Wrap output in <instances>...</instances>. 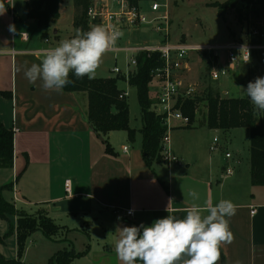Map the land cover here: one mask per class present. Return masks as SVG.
Here are the masks:
<instances>
[{"label":"crops","instance_id":"0c3cea01","mask_svg":"<svg viewBox=\"0 0 264 264\" xmlns=\"http://www.w3.org/2000/svg\"><path fill=\"white\" fill-rule=\"evenodd\" d=\"M0 3L6 8L0 15V47L14 49L7 55L0 54V119L14 134L13 166L0 168V186H11L3 191L7 202L28 214L44 212L60 230L68 231L75 251L83 252L89 246L72 264H121L114 251L118 225L151 226L154 220L169 214L182 219L194 204L207 214L209 202L215 205L226 199L236 207L230 218L235 239L230 245H221L217 264H264V186L251 182L249 130L243 131L248 139L243 158L228 147L234 131L245 128L226 131V142L219 138L221 149L212 153V141L205 138V129L176 124L169 132V147L177 162L146 163L141 128H134L133 140L127 131L100 134L88 121L86 93L64 89L46 92L40 81L29 83L23 71L15 70L39 63L46 49L71 38L61 33L63 0L60 18L53 25L58 38L43 36L37 23L27 18L26 6L20 17L15 0L14 9L4 0ZM72 18L74 28V2ZM10 24L15 25L14 33L9 32ZM24 33L28 40L22 37ZM247 70L240 69L232 77ZM108 144L112 151L107 149ZM226 151L234 155L233 160L225 157ZM228 166L234 168L231 175L224 171ZM193 191L198 199L190 195ZM128 209L135 211L133 217H125ZM17 220L14 214L0 216V254L5 260L19 259ZM34 237L21 258L25 263L49 264L66 248V242L54 237L43 235L40 242Z\"/></svg>","mask_w":264,"mask_h":264},{"label":"trees","instance_id":"16d2710c","mask_svg":"<svg viewBox=\"0 0 264 264\" xmlns=\"http://www.w3.org/2000/svg\"><path fill=\"white\" fill-rule=\"evenodd\" d=\"M74 1V25L83 31L90 30L86 19L88 0ZM62 0H26L27 18L37 23L43 36H50L53 25L60 18V5ZM223 10L231 9L239 23H247L249 34L246 41L260 43L264 25V0H226L221 4ZM77 12V15H76ZM256 32V34H254ZM58 38V34L52 35ZM158 54L149 56L141 53L137 59V69L129 77V84L137 89L138 102L141 108L142 127V155L146 163L164 162L162 156V139L166 133L162 117L152 111L153 99L150 95L152 70L158 66ZM69 79L73 83L63 88L65 91L86 93L88 100L87 118L95 131L106 135L111 131H127L131 140L134 139L136 129L130 126V107L127 96L120 98L122 90L119 88L117 77L87 76L77 79L70 73ZM1 94V93H0ZM205 112L200 119L197 118L199 106L202 101L194 94L184 95L179 99L177 107L184 115L190 118L187 128H193L201 123L214 130L229 131L234 128H247L250 142V167L251 182L255 186H264V112L253 110V105L248 97H226L210 91L205 98ZM107 149L112 151L109 144ZM14 161V134L7 129L0 119V168H10ZM9 185L0 186V216L18 215V260H5L0 254V264H28L21 260L27 246V240L38 230L49 239L54 237L60 229L52 221H45L28 216L23 211L17 210L14 205L6 201L3 196ZM44 215V212H38ZM40 221V222H39ZM40 223V224H39ZM74 249L59 251L49 264H72V262L85 254ZM137 264L141 262L137 261Z\"/></svg>","mask_w":264,"mask_h":264},{"label":"clouds","instance_id":"9594fccd","mask_svg":"<svg viewBox=\"0 0 264 264\" xmlns=\"http://www.w3.org/2000/svg\"><path fill=\"white\" fill-rule=\"evenodd\" d=\"M5 12L6 8L0 3V15ZM15 31V25L10 24L9 32ZM123 36V31L114 25L110 29L101 24L91 26L88 31L77 29L73 38L63 39L58 46L46 49L39 63L17 66L15 70L23 71L29 83L40 81L46 92L62 91L73 83L69 79L70 73L77 79L93 78L105 53ZM13 50L0 47V54L7 55ZM247 53L246 62L250 60L248 50ZM243 90L254 106V112H264V77H256ZM190 195L198 199L195 191ZM133 211L129 210V214ZM204 213L205 210L194 204L182 219L169 214L154 220L151 226L118 225L115 232L119 235L114 248L118 260L121 264H137V261L141 264H217L221 258V245L234 242L230 218L235 215L236 207L232 201L221 199L215 205L209 202L207 214Z\"/></svg>","mask_w":264,"mask_h":264},{"label":"rangeland","instance_id":"374dc122","mask_svg":"<svg viewBox=\"0 0 264 264\" xmlns=\"http://www.w3.org/2000/svg\"><path fill=\"white\" fill-rule=\"evenodd\" d=\"M225 1L226 0H160V2L168 3L169 5L171 42L177 43L178 41H181L188 44L220 45L231 42L232 40L245 41L251 29H248L247 23L241 24L238 22L233 10L228 9L225 11L222 9L221 4ZM73 2V0H63L61 12L62 17L60 20L63 37L72 38L71 33L76 28H73L72 24ZM10 6V8L13 7L14 9L13 5ZM25 6L26 3L24 0H15V9L18 16L23 17ZM147 6L146 3L145 7ZM221 11H223V13H221ZM148 14L152 16L150 11H148ZM262 29L264 31V25L262 26ZM146 31L147 29L144 27L139 32L124 34L119 45L123 46L128 44V42L137 43L157 38L152 32L147 33ZM52 35L53 31L50 36ZM221 55L220 63L216 65L217 68L225 67L227 64L226 55L224 53H221ZM129 58L130 55L124 52H119L116 54V57L113 52L105 53L102 58V63L96 70L94 77H117L118 85L125 89L123 91L127 92V100L130 107V125L133 126V128L139 129L142 127V121L137 89L129 84V77L125 75L115 76L112 72V69L115 66L125 69L129 62ZM188 60L189 68L181 72L182 86L193 89L191 93L202 99L197 115L198 119H200L202 113L205 112V98L210 91L219 93L222 96L247 97L243 89L247 88L248 83L254 81L256 77H264V50H254L252 52L250 63L240 68L243 69L247 67V71L241 73L235 78L232 77L233 72L229 76L222 77L217 81L212 80L209 76L211 59L206 53H191ZM153 94L154 92H152V94L150 93L152 99L154 97ZM193 128L205 129V131H207L205 137L207 140L212 141L214 137L220 138L221 142H226L227 140L228 134L226 135L225 131L210 129L205 124L201 123L200 120ZM243 131L248 132V129H237L234 131L233 143L228 148H230L235 155L238 154L245 158L244 154H246L245 152L247 151L248 139ZM216 152L217 151H215V153ZM23 212L28 216L34 217L38 220L40 219V221H51L45 214H28L25 211ZM33 235H35L34 238L38 242H40V237H43L41 230L35 231L30 238ZM29 239L27 240V243ZM55 239L56 241L62 240L63 242H66V248L64 250L70 251L73 249L72 243L70 242L71 240L68 236V231L59 229L54 235L53 240ZM7 244L10 245V241H8ZM7 248L9 252L12 251V247ZM77 249L79 250V247H77Z\"/></svg>","mask_w":264,"mask_h":264},{"label":"built area","instance_id":"2783aa9c","mask_svg":"<svg viewBox=\"0 0 264 264\" xmlns=\"http://www.w3.org/2000/svg\"><path fill=\"white\" fill-rule=\"evenodd\" d=\"M8 5H13L14 0H4ZM86 9V19L89 27L97 24L104 25L106 28L116 26L123 31L124 34H132L139 32L146 27L147 33L152 32L157 38L144 42L119 45L122 41L120 38L114 48L108 52L118 54L124 52L130 55L129 62L125 69L115 66L112 72L117 75H125L130 77L137 69V59L141 53L149 56L158 54L160 63L152 70V81L150 86L153 87V104L152 111L160 115L166 128V133L162 139V156L164 161L168 163H176L177 158L172 154L169 147V132L174 125L188 126L190 118L183 114L177 107L179 99L184 95H190L193 89L182 86L181 72L189 68V58L191 53H206L211 59L209 76L212 80L217 81L222 77L229 76L236 72L242 66L250 63L252 52L254 50H264V31L260 34L261 42L252 43L249 41L232 40L220 45H200L188 44L181 41L177 43L171 42L170 30L171 20L169 14L168 3H162L160 0H88ZM147 3V7L145 4ZM151 12L152 16L148 14ZM256 34V32H254ZM22 37L28 40L29 36L24 33ZM48 42L49 39H46ZM250 52V60L246 62ZM221 53L226 55V66L217 68L220 63ZM127 96L126 91H122L120 98ZM220 140L214 137L210 145V151H220ZM126 150L127 147H124ZM225 157L233 160L234 155L226 151ZM227 175L233 174L234 168L228 166L224 168ZM66 191H71L70 180L65 182ZM128 209L125 211V217H133L135 211L129 214ZM256 211L253 210L252 214Z\"/></svg>","mask_w":264,"mask_h":264},{"label":"water","instance_id":"95a60500","mask_svg":"<svg viewBox=\"0 0 264 264\" xmlns=\"http://www.w3.org/2000/svg\"><path fill=\"white\" fill-rule=\"evenodd\" d=\"M221 13H223V11H221ZM54 33H56V31H54ZM48 210H50V207H47Z\"/></svg>","mask_w":264,"mask_h":264}]
</instances>
